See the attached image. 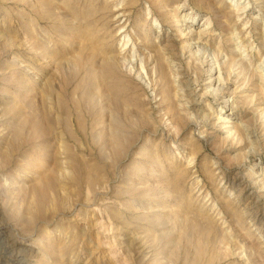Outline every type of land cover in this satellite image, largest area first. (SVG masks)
<instances>
[{
  "label": "rangeland",
  "instance_id": "1",
  "mask_svg": "<svg viewBox=\"0 0 264 264\" xmlns=\"http://www.w3.org/2000/svg\"><path fill=\"white\" fill-rule=\"evenodd\" d=\"M0 264H264V0H0Z\"/></svg>",
  "mask_w": 264,
  "mask_h": 264
},
{
  "label": "bare ground",
  "instance_id": "2",
  "mask_svg": "<svg viewBox=\"0 0 264 264\" xmlns=\"http://www.w3.org/2000/svg\"><path fill=\"white\" fill-rule=\"evenodd\" d=\"M224 121H227V120H224Z\"/></svg>",
  "mask_w": 264,
  "mask_h": 264
}]
</instances>
